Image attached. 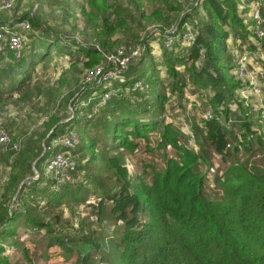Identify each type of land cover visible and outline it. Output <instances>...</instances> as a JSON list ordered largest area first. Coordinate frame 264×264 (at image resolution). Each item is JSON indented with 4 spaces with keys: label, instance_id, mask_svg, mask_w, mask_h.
Masks as SVG:
<instances>
[{
    "label": "trees",
    "instance_id": "16d2710c",
    "mask_svg": "<svg viewBox=\"0 0 264 264\" xmlns=\"http://www.w3.org/2000/svg\"><path fill=\"white\" fill-rule=\"evenodd\" d=\"M84 1L90 7L94 18L86 15L83 7L80 8L82 16L87 17L86 22L89 25L98 26L101 21L100 31H95L93 47L85 48L74 43L75 49L72 51L76 52L77 57L87 59L85 64L88 68L103 67L105 59L111 56L114 49L109 46L108 37L113 35V32L124 29L127 21L121 19L120 24L112 25L110 17L104 18V14L108 15L109 10L113 9L107 7L108 0ZM124 2L127 6H135L137 13L143 9V2L141 6L139 5L140 0ZM148 2L166 3V0ZM196 2L198 4L191 8L184 20H175L171 23L158 21L166 27H173L171 31L162 35L159 47L160 63L164 70L162 71L165 72V77L171 79L168 89L162 85L158 74L152 73L156 69L151 64L153 62L151 45L148 40H143L145 51H141L142 55L137 64L129 65L126 72L96 85L86 94L80 92V98L74 105H79L83 99L89 102L86 109L81 108L77 111L83 117L73 118L80 120L81 124L72 125L74 121H67L60 127L57 126L58 130L56 128L48 138L42 135L41 139H44L46 147L50 144L52 146L53 142L58 150L48 154L50 152L45 149L42 156L37 154L34 157L37 163L44 161L45 167L53 154L64 153L65 150L54 142L69 131L77 132V137L81 136V141L82 138L88 137V151L89 147L93 150L95 144L105 145V148L113 151L118 145H128L129 136L146 141L147 134L162 126L160 138L165 145L171 146L177 159H167L161 172L153 171L150 184L132 185L128 179L127 169L116 157L108 158L109 165L115 170L117 181H121V184L118 190L104 191L96 207L99 222L105 220L103 206L109 204L110 218L114 223L121 224V228L116 232L122 235L114 239L118 249V264H264V161L258 162L254 158L259 152H264V129L256 124L264 109L260 108L258 112H254L251 107H240L233 113L237 123L232 129L229 130L224 125L231 119L230 105H241L234 96L245 87L235 75L232 58L227 53L230 34L226 28L231 27L233 38L239 40L240 44H245L250 31L243 22V16L248 13L250 5L260 2L259 0ZM114 15L119 16V13ZM116 19L118 20L117 17ZM154 19H151L150 15L144 17L142 22L147 24L151 20L157 22V18ZM29 21L34 24L31 18ZM188 26L191 27L192 37L186 41L185 33ZM96 32H100V35H96ZM39 39L45 53L34 51L29 59H26V64L23 63L24 67L19 63L20 77L15 87L17 90L22 87L20 85L30 80L36 64L50 56L48 48L53 46L57 48L58 43L63 41L57 37L53 38L52 34L47 35L46 39L43 37ZM167 41L171 42L170 46H166ZM252 46L253 43L250 41L248 49H252ZM261 73L264 77V66ZM136 83L146 86V90L150 92L148 98H141L142 102H138L137 99L140 97L133 93L136 92L133 91ZM187 84L191 85L194 91L206 93V105L213 114V118L210 116L211 119L205 123L206 141L215 154L223 163H227L229 153L242 156L241 161H234L225 172L216 175L214 184L217 193L210 195L206 193L204 176L196 170L201 155L191 151L182 142L183 134L179 129L161 125L155 115V106L163 109L169 96H181ZM121 90H125L124 96H121ZM130 92L132 93L129 96ZM1 93L0 91V95ZM91 93L94 99L91 98ZM107 93L111 94V98L102 103L103 108L96 110L97 112L104 110L108 116L104 122V132L97 141L96 138L90 137L89 133L93 130L92 123L89 122L93 117L90 107L92 104L101 105V99ZM139 113H151L153 116L142 118ZM216 117L219 119L216 120ZM185 137L190 139L186 135ZM103 140L106 142H102ZM78 145L79 137L76 148L69 152L73 160H76L74 154L76 149L78 150ZM85 174L83 169H76L73 173L74 180L54 191L49 188L52 180L44 177L47 188L36 189L38 192L45 190V193L51 195L56 193L55 195L59 194L61 197L64 196L60 195L62 191H70L65 196H73L71 193L89 195L86 194L88 190L84 188L83 180H80L84 179ZM76 189H80V192ZM80 196L76 202L81 201ZM46 202H49V206L52 204L54 206L58 200L47 199ZM14 212L4 211L0 215V264H11L6 256L5 243L12 240L18 229L23 228L21 220L28 223L26 212ZM97 236L95 230L84 233L82 237L74 239L77 243H73V246L77 250L86 248L101 252L102 244ZM63 242L61 239L55 240V246L64 249ZM25 253L23 254L27 257ZM89 256V253L82 254L77 263L92 264Z\"/></svg>",
    "mask_w": 264,
    "mask_h": 264
},
{
    "label": "rangeland",
    "instance_id": "374dc122",
    "mask_svg": "<svg viewBox=\"0 0 264 264\" xmlns=\"http://www.w3.org/2000/svg\"><path fill=\"white\" fill-rule=\"evenodd\" d=\"M147 1L140 0L139 5L141 6L143 2V9L138 13L135 6H127L124 0L107 1V7L113 9L109 10L108 15L104 14V18L110 17L112 25L120 24L121 19L123 21L126 19L127 25L108 37L109 46L114 47L113 52L105 59V65L99 69L101 74L94 78L92 73L98 67L88 68L85 64L87 59L82 56L77 57L76 52L72 51L75 49L74 43L85 48L93 47L95 31H100L101 21L98 26L89 25L86 22L87 17L82 16L80 8L83 7L86 15L94 18L86 1L0 0V27L15 25L25 17L31 18L34 22L31 24L29 18L24 20L29 23L30 30L22 34L23 48L20 59L14 58L7 52L0 55V91L2 92L0 132L5 133L7 137L6 142L0 146V215L4 211L20 213L24 211L28 218L27 224L24 220L20 221L23 228L18 229L12 240H7L5 243L6 256L11 264H78L81 255L88 253L92 264H118V249L114 239L122 235L116 232L121 228V224L114 223L110 218L109 204L103 206L105 220L99 222L96 207L104 191L118 190L121 184V181H117V174L110 167L108 158L118 159L127 169L128 179L134 186L150 184L153 171L161 172L167 159H177L171 146L165 145L160 138L162 126L147 134L146 141L129 136L128 145H118L113 151L100 144H95L93 150L89 147L88 151V137L82 138L81 141V136L78 135V150L76 149L74 154L75 170L85 171L84 179L80 178V180H83L84 188L88 190L86 194L89 195L71 193L70 195L73 196H65L70 191H62L60 195L64 196L61 197L58 196L59 194L55 195L56 193L51 195L45 193V190L38 192L36 189V187L47 188L44 177L46 179L50 177L46 175L44 161L37 163L34 157L37 154L42 156L45 149L50 152L48 154L58 150L53 142L52 146L50 144L46 147L44 139H41L42 135L48 138L56 128L58 130V127L67 121H74L72 125L81 124L80 120L73 118L79 117L77 111L81 108L86 109L89 102L83 99L79 105H74V102L80 98V92L86 94L89 89L105 82L103 79L105 71H109L114 77L126 72L129 65L137 64L142 55L140 51H145L143 40H148L151 45L153 60L151 64L156 69L152 73L158 74L162 85L168 89L171 79L165 77L161 67L159 47L162 35L171 31L173 27H166L158 21L171 23L175 20H184L191 8L198 4L196 2L198 0H166V3H147ZM259 2L249 7L245 6L249 10L243 16V22L250 31L246 36L245 44L242 45L239 40L233 38L231 27L226 28L230 34L227 53L232 58L235 75L245 84L244 90L234 96L241 105H230L231 119L224 124L229 130L237 123L233 113H236L238 108L251 107L254 112H258L260 108L264 109V77L261 75L264 66V0ZM115 13H119V16H115ZM150 15L151 19L156 17L157 22L151 20L149 24L143 23L142 19ZM202 21L201 18V23ZM49 34L63 41L58 43L57 48H54L55 46L48 48L50 56L36 64L30 80L20 85L22 87L17 90L15 87L20 77L19 63L24 67L23 63L26 64V59H29L34 51L44 54L45 49L40 45L39 37L46 39ZM96 35H100V32H96ZM185 36L186 41L191 39L190 26L187 27ZM250 41L253 46L249 50ZM166 46L170 45L166 44ZM147 73L149 74L150 71L148 70ZM187 85L181 96L170 95L163 109L155 106V115L161 125H170L179 129L183 134L182 142L191 151L201 155L196 170L204 176L206 193L210 195L217 193L214 184L216 175L225 172L234 161H241L242 156L229 153L227 163H223L215 154L206 141L205 123L213 118L211 110L206 105V93L194 91L191 85ZM146 89L147 87L141 86L140 83L135 84L133 91L136 92L133 93H137L136 96L140 97L137 99L138 102H142L141 98L146 99L150 95ZM124 92L125 90H121V96H124ZM91 95L93 98L92 93ZM110 98L111 96L108 99ZM108 99L104 95L101 105L92 104L90 107L93 117L89 122L92 123L93 130L89 133L90 137L96 138L97 141L104 132V122L107 121L108 116L104 110L101 112L96 110L103 108L102 103ZM138 115L142 118L153 116L151 113ZM218 119L219 117H216V120ZM257 119L258 127L264 129V112ZM254 158L258 162L264 161V152H259ZM76 190L80 192V189ZM78 196L80 202L75 201L78 200ZM47 199L49 201L57 199L58 203L49 206ZM47 204L48 208H46ZM94 230L98 235L96 238H99L102 244L101 252L86 248L77 250L73 246L76 242L75 238ZM58 239L64 241V249L55 246V240ZM23 251L27 253V257L24 256Z\"/></svg>",
    "mask_w": 264,
    "mask_h": 264
},
{
    "label": "built area",
    "instance_id": "2783aa9c",
    "mask_svg": "<svg viewBox=\"0 0 264 264\" xmlns=\"http://www.w3.org/2000/svg\"><path fill=\"white\" fill-rule=\"evenodd\" d=\"M29 30L30 26L27 21H19L12 26L0 27V55L7 52L13 55L14 58L20 59L23 46L22 34ZM166 44L170 45V41H167ZM100 68L101 67H98L94 72L92 71L94 78L101 74ZM103 74V79L105 81L113 77V74L109 72ZM99 79L101 80V77ZM109 95L111 96L110 93H107L105 97L108 99L110 97ZM6 140L7 137L5 133L0 132V146L4 144ZM55 143L64 149L65 152L53 154L45 164L46 175L52 180L50 184V189L52 190H57L62 185L68 184L73 180L72 174L75 172V161L70 156L69 152L76 148L78 137L74 131H69L60 136Z\"/></svg>",
    "mask_w": 264,
    "mask_h": 264
}]
</instances>
